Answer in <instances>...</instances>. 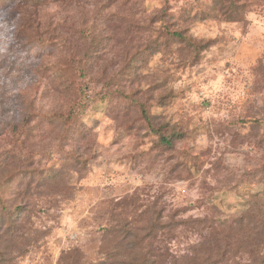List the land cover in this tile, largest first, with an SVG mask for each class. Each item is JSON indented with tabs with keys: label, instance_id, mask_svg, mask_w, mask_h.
Masks as SVG:
<instances>
[{
	"label": "clouds",
	"instance_id": "1",
	"mask_svg": "<svg viewBox=\"0 0 264 264\" xmlns=\"http://www.w3.org/2000/svg\"><path fill=\"white\" fill-rule=\"evenodd\" d=\"M4 16L0 264H264V0Z\"/></svg>",
	"mask_w": 264,
	"mask_h": 264
},
{
	"label": "rangeland",
	"instance_id": "2",
	"mask_svg": "<svg viewBox=\"0 0 264 264\" xmlns=\"http://www.w3.org/2000/svg\"><path fill=\"white\" fill-rule=\"evenodd\" d=\"M16 3V0H0V12H6L13 4ZM14 18V17H13ZM0 23H7L10 25L11 19L7 16H4L3 19H0ZM10 33H6L3 40H0V66H2L10 58L11 45H8L7 40L10 36ZM176 35V34H175ZM177 38V37H175ZM181 39V38H178ZM140 60H143L144 57H140ZM3 217H0V222H2ZM71 223V219L69 218Z\"/></svg>",
	"mask_w": 264,
	"mask_h": 264
},
{
	"label": "trees",
	"instance_id": "3",
	"mask_svg": "<svg viewBox=\"0 0 264 264\" xmlns=\"http://www.w3.org/2000/svg\"><path fill=\"white\" fill-rule=\"evenodd\" d=\"M176 37L182 39V35H181V34H178V33H177V34H176Z\"/></svg>",
	"mask_w": 264,
	"mask_h": 264
}]
</instances>
